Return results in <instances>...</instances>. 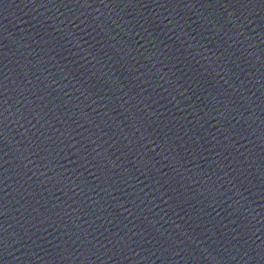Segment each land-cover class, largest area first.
<instances>
[{
  "label": "water",
  "instance_id": "water-1",
  "mask_svg": "<svg viewBox=\"0 0 264 264\" xmlns=\"http://www.w3.org/2000/svg\"><path fill=\"white\" fill-rule=\"evenodd\" d=\"M0 264H264V0H0Z\"/></svg>",
  "mask_w": 264,
  "mask_h": 264
}]
</instances>
